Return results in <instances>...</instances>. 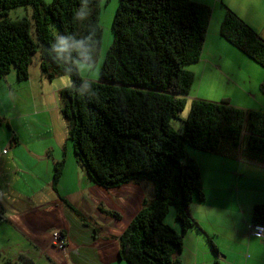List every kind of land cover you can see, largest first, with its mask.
Segmentation results:
<instances>
[{
    "label": "trees",
    "instance_id": "trees-1",
    "mask_svg": "<svg viewBox=\"0 0 264 264\" xmlns=\"http://www.w3.org/2000/svg\"><path fill=\"white\" fill-rule=\"evenodd\" d=\"M102 0H0V80L15 68L19 80L29 78V66L39 53L42 75L53 80L71 73L77 86L84 81L72 62L57 63L48 52L58 34H87L72 20L81 3L92 11L95 54L99 59L103 29ZM32 6L36 38L28 17L12 20V9ZM211 8L192 0H119L109 47L94 93L78 97L59 92L60 112L67 123L77 163L94 184L112 189L150 183L153 192L119 238V258L127 264H182L178 256L192 228L186 209L194 197L205 201L200 167L186 147L217 153L224 142L241 148L264 165V110H243L220 102L195 99L181 132L173 120L187 105L195 75L187 65L198 63L206 42ZM57 27V33L50 25ZM220 35L264 68V39L234 11L226 10ZM264 94V81L260 86ZM65 161L54 166L55 191ZM73 212L81 217L69 203ZM176 209L180 232L165 223ZM108 215L120 217L105 211ZM253 223L264 225V205L253 209ZM215 252L217 248L211 243ZM6 264H35L24 255Z\"/></svg>",
    "mask_w": 264,
    "mask_h": 264
},
{
    "label": "crops",
    "instance_id": "crops-1",
    "mask_svg": "<svg viewBox=\"0 0 264 264\" xmlns=\"http://www.w3.org/2000/svg\"><path fill=\"white\" fill-rule=\"evenodd\" d=\"M194 1L213 7L214 12L220 11L223 15L219 30L210 33L209 28L214 20L212 13L198 63L204 73L210 70L213 76L224 74L221 75L224 84L232 86L234 90L223 91L220 100L203 99L211 102L228 99L230 105L239 109L264 110V94L260 89L264 81V68L221 37V21L226 10L221 8L219 0H214L215 3L212 0H207V3ZM242 1L248 4L249 12L247 18L238 4L240 18H245L244 21L264 39V28L261 30L251 24V19L248 20L250 16L262 15L263 20H258L257 24H264V0ZM228 6L236 11L231 5ZM193 73L196 80L198 74ZM36 79L37 85L43 88L46 79L42 75ZM29 81H32L30 76L27 85L32 89L30 98L11 94L0 105L3 111L0 117L3 124L8 126V131L5 128L0 130V243H13L17 258L24 255L35 264L39 261L42 264H127L119 258V238L142 210L144 200L151 197V184L131 183L104 189L91 182L77 163L74 150L73 154L69 152L68 128L62 118L60 104L57 102L59 110L54 108L53 101L49 102L51 106H45L36 113L28 110L31 104H35L34 85ZM61 81L65 88L64 81ZM6 82L12 92L13 84ZM18 82L19 79L17 84L20 90ZM213 82L212 78L208 80L210 88ZM54 101H57L55 93ZM18 107L21 109L17 110ZM38 113L43 114L40 122L33 120ZM30 121L33 123L30 124ZM56 128L64 129V133H57ZM59 139H64L65 143L62 144ZM64 147L65 166L55 191L54 166L61 161ZM5 150L7 152L3 153ZM207 154L200 156L204 166L197 161L206 198L201 202L194 197L186 209L193 225L185 235L184 250L178 259L182 264H241L242 252H237L240 255L238 259L231 248L225 252L217 242L221 233L230 242L237 239L238 230L236 225H232V216L243 220L242 232L247 242L245 264L250 259L264 258V238L250 234L255 225L253 209L257 205H264V165L249 159L241 148L229 142L222 143L217 153ZM65 202L78 210L81 217ZM105 211L120 217L108 215ZM212 211H217L221 222L225 223L227 219L229 226L220 225V229L214 232L208 225ZM174 229L178 231V228ZM55 234H59L65 242L64 250L53 244ZM200 235L205 236L207 243H202ZM208 239H211L217 252L209 249Z\"/></svg>",
    "mask_w": 264,
    "mask_h": 264
},
{
    "label": "rangeland",
    "instance_id": "rangeland-1",
    "mask_svg": "<svg viewBox=\"0 0 264 264\" xmlns=\"http://www.w3.org/2000/svg\"><path fill=\"white\" fill-rule=\"evenodd\" d=\"M53 0H43L45 5H49ZM194 1V0H192ZM204 3H207V0H201ZM213 3H215L214 0H212ZM220 3L219 5L221 6L222 9L224 10H231L229 8L228 5H231L236 11L235 13L240 17V13L237 10L238 8V4L241 5L242 9L244 10V13L246 16V14H248L249 10H248V4H245V2H243L242 0H219ZM118 2L119 0H102L101 2V17H100V24L101 27L103 29V38H102V46H101V50H100V56L98 59V62L94 65L89 67H85L83 65H77L78 66V71H79V75L83 80H89V81H95V82H99L100 80V74H101V68L103 66L104 63V59L106 56V53L109 49V47L111 46L112 42H113V19L115 17L116 11H117V7H118ZM196 2V1H194ZM200 1L196 2L199 3ZM202 4V3H199ZM205 5V4H202ZM211 8V7H210ZM233 11V10H231ZM211 12L213 13L214 16V20L212 21L211 25H210V33H215L219 30V24H220V18L223 17V15L221 14L220 11L214 12L213 7L211 8ZM8 17L12 20H17L23 17H28L31 21H32V26L30 28L31 34L34 38H36V31H35V26H34V19H33V7L32 6H23V7H18L15 9H12L8 12ZM248 18V16H246ZM251 18H249L248 20H252L251 24H253L254 26H256L257 28L263 30L264 28V24H257L258 20H263L262 15L260 16H250ZM219 18V21H218ZM224 19V18H223ZM223 19L221 21V24L223 22ZM0 20H1V16H0ZM244 20H246L244 18ZM51 31L56 34L57 33V27L54 25H50ZM186 69H188L189 71H193V72H197V77L196 80L191 88L190 94L187 96V105L185 107L184 110H182L179 114V118L176 120H173V126L174 128L178 131L181 132V128L183 127V120L188 116L189 110H190V105L191 102L195 99L198 98V96L201 100H207V99H203V98H209L210 100H213L214 98H218L220 100L221 95L223 93V91L226 92H233L234 90H232V86L228 85L226 86L223 82V78L221 75L225 76L224 74H216L215 76H213V74L210 72V70L208 71V73H204V69L203 67L200 65V63H195V64H190L186 66ZM206 70V69H205ZM13 71H15V68L13 67ZM29 76L32 78V81H29L30 83L32 82L34 85V93H35V104H31L28 108V110H30L33 113H36V111L41 110V108H44L45 106H51V104H49V102L53 101V105L54 108L58 109V104H60V97H59V92L64 89L62 87V85L60 84V82L62 83V79L61 77L58 78H54L53 80H49L47 78H45L42 75L41 72V68H40V63H39V53H36L33 57V62L32 64L29 66ZM14 75L11 76V72L6 74L5 77L0 80V105H2L3 100L5 101V97H9L11 94L12 95H16L18 97H27L30 98L32 95V89L28 88V79L26 80H19V84H20V90H18V84H17V73L16 71L13 72ZM38 75H42L44 79H46V84L44 85V87L42 88L40 85H37V79L36 77H38ZM213 76V77H212ZM17 79H16V78ZM214 81L213 82V87L210 85H208V80L211 79ZM6 81H10L11 84H13L12 87V92L9 89V86L7 84ZM9 83V84H10ZM36 84V85H35ZM202 85V86H201ZM66 88V87H65ZM224 89V90H223ZM18 90V91H17ZM54 93L57 95V101H54ZM13 103L10 104V107L12 106ZM21 108L18 107L17 110H20ZM3 113V111L0 110V115ZM63 118V117H62ZM43 119V114H35L34 116V121L40 122ZM64 120V119H63ZM65 125L67 127V123L64 120ZM30 124L33 123V121L29 122ZM58 126V124H57ZM3 128H5L8 131V126L3 124V119L0 117V130H2ZM66 130V128H65ZM56 132L57 133H64V129H60V128H56ZM5 133V132H4ZM3 136L1 135V138ZM59 141L64 144L65 140H60ZM68 145H69V152H71V154H73V145L72 142L70 140H68ZM55 142H57V139L55 138ZM65 147L64 150L62 151V156H61V161H65L66 157H65ZM187 149V154L190 157H193L196 162L198 161L201 166H204L203 163H201V155H209L205 152L202 151H198L195 149H192L190 147H186ZM9 151V150H8ZM74 157V156H73ZM208 159V158H207ZM199 166V164H198ZM54 179V178H53ZM175 217H176V209L171 207L170 211L168 213V215L166 216L165 219V223L167 225H169L170 227H172L174 229V227L178 228V232H180V225L175 221ZM221 217L219 214H217V211H212L211 216L208 218V225L209 227L214 231H218L220 229V225H224L226 224L227 226H229L228 224V220L225 219V223L221 222L218 218ZM233 219V224L232 225H236V233H237V239L234 242H230L226 236L221 233L220 235V240L217 241L219 242V244H221V246H223V248L225 249V252L227 249L231 248L236 254L237 252H242V257L243 259H241V264H245L246 261V255H247V242L245 240V238L243 237V220L241 217H237V216H232ZM200 231V230H199ZM201 232V231H200ZM239 233H240V238H239ZM202 243L205 244L207 243V239L205 238L204 235H200L199 236ZM185 238V237H184ZM210 241H208V243H210V245L208 246L209 249L211 248L213 250V246H212V242L211 239H208ZM196 247V246H194ZM184 250V248H183ZM15 246L13 243H9V244H4V243H0V264H6V262L8 260H15L16 255H15ZM238 259H240V255L237 254ZM262 260H264V258L261 259H250L249 261H247L246 264H264V262H262ZM38 264H42L41 261H39Z\"/></svg>",
    "mask_w": 264,
    "mask_h": 264
},
{
    "label": "clouds",
    "instance_id": "clouds-1",
    "mask_svg": "<svg viewBox=\"0 0 264 264\" xmlns=\"http://www.w3.org/2000/svg\"><path fill=\"white\" fill-rule=\"evenodd\" d=\"M91 9L85 3H81L72 13V20L87 28V34L74 35L72 33L58 34L55 36L48 49L52 59L57 63L72 62L73 66H92V58L95 54V26L90 23ZM65 87L71 89L78 97H88L94 93L93 83L84 80L79 86L74 84L71 73L61 76Z\"/></svg>",
    "mask_w": 264,
    "mask_h": 264
},
{
    "label": "built area",
    "instance_id": "built-area-1",
    "mask_svg": "<svg viewBox=\"0 0 264 264\" xmlns=\"http://www.w3.org/2000/svg\"><path fill=\"white\" fill-rule=\"evenodd\" d=\"M5 150L3 153H6ZM250 234L252 236L262 237L264 238V225L263 224H255L253 228L250 231ZM55 247L58 249H65V242L62 240L61 236L59 234L54 235V243Z\"/></svg>",
    "mask_w": 264,
    "mask_h": 264
}]
</instances>
